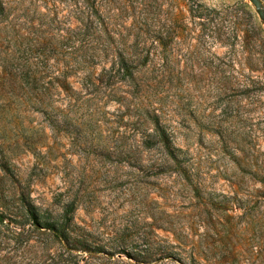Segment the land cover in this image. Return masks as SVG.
Listing matches in <instances>:
<instances>
[{"label":"rangeland","instance_id":"obj_1","mask_svg":"<svg viewBox=\"0 0 264 264\" xmlns=\"http://www.w3.org/2000/svg\"><path fill=\"white\" fill-rule=\"evenodd\" d=\"M3 1V36L51 59L46 114L0 96L23 103L0 113V264H264L252 2Z\"/></svg>","mask_w":264,"mask_h":264},{"label":"trees","instance_id":"obj_2","mask_svg":"<svg viewBox=\"0 0 264 264\" xmlns=\"http://www.w3.org/2000/svg\"><path fill=\"white\" fill-rule=\"evenodd\" d=\"M8 16L9 11L6 8V4L3 0H0V96L7 93L15 94L18 90H21L26 95H31L28 100H31L30 105H32L33 111L46 114L48 103L45 102V92L47 93L48 89L46 85L36 83V78L42 79L47 77V68H49L47 65L51 59V52L46 50L47 44L39 40L31 45H24L21 50L20 47L23 46L21 43L16 44L11 39L3 36L7 30L5 24L8 22ZM82 38V46L91 43L92 39H90L89 32L83 33ZM118 57L120 58L118 63L121 64L122 68L128 69L126 58H122L121 55H118ZM129 75L131 79L134 76L131 71ZM18 79H21L24 85H28L26 92H24V87L17 84ZM26 80H30V83L26 82ZM33 85L36 87L32 88ZM21 105L23 103L20 100H16L15 102H0V113L10 111L15 113L21 110ZM162 143L167 156L175 159L164 135ZM2 221V218H0V222Z\"/></svg>","mask_w":264,"mask_h":264},{"label":"water","instance_id":"obj_3","mask_svg":"<svg viewBox=\"0 0 264 264\" xmlns=\"http://www.w3.org/2000/svg\"><path fill=\"white\" fill-rule=\"evenodd\" d=\"M250 1H251L252 4L255 6V8H256L257 11H258V14H259L260 16H262L263 21H264V13H262V12L260 11L258 2H257L256 0H250Z\"/></svg>","mask_w":264,"mask_h":264}]
</instances>
